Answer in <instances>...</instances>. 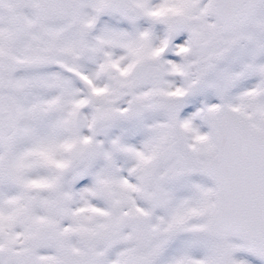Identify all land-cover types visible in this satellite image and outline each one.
<instances>
[{
	"label": "snow or ice",
	"instance_id": "6c2138e0",
	"mask_svg": "<svg viewBox=\"0 0 264 264\" xmlns=\"http://www.w3.org/2000/svg\"><path fill=\"white\" fill-rule=\"evenodd\" d=\"M0 264H264V0H0Z\"/></svg>",
	"mask_w": 264,
	"mask_h": 264
}]
</instances>
